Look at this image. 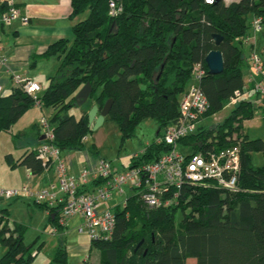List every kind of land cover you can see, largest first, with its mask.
<instances>
[{
  "label": "trees",
  "instance_id": "1",
  "mask_svg": "<svg viewBox=\"0 0 264 264\" xmlns=\"http://www.w3.org/2000/svg\"><path fill=\"white\" fill-rule=\"evenodd\" d=\"M71 6L70 18H83L73 27V39L60 38L45 52L46 57L59 59L55 73L49 76V85L36 94L15 88L0 95V134L13 133L15 124L34 107L51 110L49 116L42 117L53 138H42L45 125L39 118L34 124L35 143L17 158L7 154L10 165L25 166L34 175L51 167L55 170L54 161L39 157L40 147L50 143L59 148L61 155L88 150L94 157L110 161L115 172L127 169H119L101 155L96 143L88 140L92 131L88 111L93 104L101 110L110 98L113 104L105 121L117 123L123 142L135 136L144 119L153 118L158 123L156 138L142 153L132 156L128 168L155 161L170 149L158 139L178 121L181 98L195 83V65L201 63L206 73L196 83L209 107L201 116L198 131L181 138L178 144L194 152L238 144L239 191H226L213 182L186 183L181 190L172 187L173 192L180 191L175 198L179 204L151 208L140 192L132 189L124 204L110 205L116 216L113 235L90 240V247L100 251L98 264H187L189 258H195L196 264H264V164L253 163V153L264 152V139L251 138L244 126L259 108L264 109V97L254 92L255 99H242L229 116L212 127L204 123L223 111L236 91L244 92L262 79L254 75L250 59L254 50L264 65L257 48L262 30L256 34L255 43L247 44L246 38L253 33L254 17H262L264 22V0H217L212 4L205 0H71ZM213 34L223 37L220 44H216ZM245 45L250 48L249 56ZM214 49L221 50L225 59L219 74H210L205 61ZM87 82H91L92 93L76 116L75 96ZM56 180L57 174L49 182ZM103 181L99 178L80 185L78 191H92ZM27 183L35 187L29 181L0 188H22ZM17 200H28L47 211L50 226L57 225L58 234H63L67 225H59L60 205L24 196L0 197V201L7 202L0 210V244L4 250L0 264H35L36 254L25 242L26 224L9 223V205ZM179 211L182 215L177 224ZM52 263H68L63 237Z\"/></svg>",
  "mask_w": 264,
  "mask_h": 264
},
{
  "label": "built area",
  "instance_id": "2",
  "mask_svg": "<svg viewBox=\"0 0 264 264\" xmlns=\"http://www.w3.org/2000/svg\"><path fill=\"white\" fill-rule=\"evenodd\" d=\"M217 0H205L212 4ZM112 13H116L115 4L112 3ZM121 7L118 8V11ZM30 16L22 8L17 6L15 0H0V26L9 25L17 20L23 24H29ZM263 18L254 17L252 21L253 33L248 35L246 43H255L256 34L263 28ZM252 68L255 76H262L260 82L254 87L242 91H236L231 97L229 106H236L242 99L250 98L254 92L264 97V65L259 54L252 50L250 54ZM8 62V57L3 53V44L0 38V69ZM206 70L201 63L195 65V83L186 91L180 101V117L165 135L158 139L170 146L158 159L152 162L127 168L123 171H114L110 161L99 159L94 168H82L80 177L69 171V164L61 155L58 147L45 143L40 147L39 157L44 161H54L57 180L49 182L45 187L35 188L30 184H24L22 188H0V197L9 199L16 196H24L31 200L44 201L49 205H60L59 225L66 226L73 218H79L80 223L76 229L78 232H87L90 240L109 238L113 235L116 225V216L110 206H103L105 202L115 195L125 194L126 188L137 189L141 198L148 206L161 207L179 204L175 198L180 196V191L172 190V187H181L189 183L213 182L218 187L237 192L239 186V173L241 170V148L238 144L216 150L194 152L188 146L180 147L178 141L198 131L201 116L207 111L209 102L196 81H200ZM13 81L19 88L28 94H36L41 91L42 85L36 80L25 78L20 74H13ZM6 93L0 84V95ZM264 99V98H263ZM44 126L46 138H53L54 134L46 126L49 124L45 117L40 119ZM143 149L139 151L142 153ZM136 152L134 155H138ZM102 178L103 183L92 191L79 192L82 184H91L92 181ZM80 180V182H79ZM172 193L171 197L166 194ZM125 200L123 201L124 204ZM51 234H58L57 225L49 228Z\"/></svg>",
  "mask_w": 264,
  "mask_h": 264
},
{
  "label": "crops",
  "instance_id": "3",
  "mask_svg": "<svg viewBox=\"0 0 264 264\" xmlns=\"http://www.w3.org/2000/svg\"><path fill=\"white\" fill-rule=\"evenodd\" d=\"M15 2L17 6L22 8V10L30 16L31 19L29 24H23L22 22L17 20L9 25L0 26V38L3 44V53L8 57L7 64L3 65L0 69V84L4 87L6 93H10L16 87L13 81V74H20L25 78L38 81L39 83H41L42 88L45 89L49 85V76L55 73L59 65V59L57 57L54 56L48 58L44 55L45 52L54 41L60 38L73 39V27L77 21L83 18V16L77 17L75 19L70 18L72 10L71 0H15ZM262 56L264 57V53H262ZM249 73H251V67L246 72L247 78ZM33 109L40 110L42 114L36 116L33 115L35 119L34 122H32L33 124L31 122L29 123L28 132H31V130L33 132L35 130L34 124L38 122L39 118H41L42 116H49L51 113L50 109H43L40 107H34ZM31 110H29L25 115H28ZM25 115H23V117ZM23 128L24 127L13 133L17 137L27 139L26 145L27 148H30L36 141L35 136L37 132H35V136H30L29 133ZM8 154H12L13 157L17 158L22 154V152H17L16 155H14L13 153ZM62 156L69 164L70 173L76 175L77 177H80L82 168H94L99 161V158L94 157L88 150L68 151L62 153ZM2 171H4L3 175L5 172L8 175H13V181L11 182L0 180V186L3 187L20 186L23 183L29 181L32 182L35 187H41L47 184L50 180H54L56 178V171L52 167L47 169L41 175H34L25 166L13 167L12 165H10L8 160H6ZM8 175H4L7 180ZM22 205L24 204L20 203L19 200L14 201L13 203L11 202V204L9 205V215L12 216L15 210ZM107 205L108 202L105 203V206ZM6 206L7 203L5 207ZM33 206L37 209H40L42 213L44 212L42 214L43 217L41 218L40 223L35 226V230H37L38 232L44 230L45 232H47V234H51L49 232V214L47 213V211L39 208L36 204H33ZM33 209V207L31 209H28L26 216L23 218L14 217V221L17 222L21 220L22 223L31 222L32 218L30 217V215ZM72 221L77 222V225L80 223L79 218H73L71 222ZM70 224L71 223L69 222V225H67V227H69ZM68 230L69 228H66V231H64L63 234H52L59 235L57 236L59 238H65L66 248L69 255L68 262L69 257H84L83 263H89V251L91 248L90 244H82L80 242L75 243L74 241L68 243ZM76 232H78L77 229ZM58 243L59 240H57L56 246L53 248V250H51L53 255ZM42 246L43 244L39 246L37 252L35 253L36 255L34 254V260H36V258L38 257ZM3 251V247L0 244V256L3 254ZM98 262L99 260L97 259L95 264H98ZM34 263L38 264L37 262Z\"/></svg>",
  "mask_w": 264,
  "mask_h": 264
},
{
  "label": "rangeland",
  "instance_id": "4",
  "mask_svg": "<svg viewBox=\"0 0 264 264\" xmlns=\"http://www.w3.org/2000/svg\"><path fill=\"white\" fill-rule=\"evenodd\" d=\"M232 0H226V2H231ZM258 41H257V48L261 53H264V24L262 31L258 34ZM245 51L246 54L249 56L250 54V48L248 45H245ZM256 95L253 94L252 98L255 99ZM260 100V99H259ZM86 106V105H85ZM81 106H75L74 112L76 113V116H79V108ZM264 108V107H263ZM233 107L226 105L223 111L210 116L204 120V123L207 124L208 127H212L215 123L218 121L226 118L230 115V112L232 111ZM42 113L40 110H31L28 115H25L19 122H17L14 126V133L17 132L19 129H25L27 132L29 131L28 125L31 122H34V116L41 115ZM34 115V116H33ZM33 124V123H32ZM31 124V125H32ZM245 130L249 134L251 138H257L260 137L264 139V109L259 108L257 113L252 119H248L244 122ZM158 131V123L153 118H146L144 119L138 126L137 132L135 136L131 137L130 139H127L123 142L122 135L119 130V127L116 122L114 121H105L101 126H99L97 129H92V131L88 135V140L90 143H96L97 147L99 148L101 155L110 159L115 165L118 166L119 169L121 168H128L131 164V158L136 153L142 150L147 143L153 141L156 138ZM36 130L32 132H28L29 135L35 136ZM2 132L0 134V180L3 181H13L11 174H7L6 172L4 175H8L7 178L3 175L2 169L4 167V164L7 160V154L13 153L16 155L18 152H23L26 148V141L27 139L17 137L15 134ZM253 163L256 165H263L264 164V152H254L253 153ZM133 192L131 188H126L125 194L122 195H115L112 199L108 200V206L116 205L121 202H123L128 195H130ZM20 203H23L21 207L15 210V212L12 214V218L9 217V223L11 226H13L16 222L14 221V217H20L23 218L27 214V210L34 208L31 212L30 217L32 218L31 222H24L26 224V230H25V242L30 247V250L33 254H35L41 244L43 246L41 247V250L38 254V257L34 262H37L38 264H52V252L53 248L57 244V240L60 238L57 237L59 235H52L47 234L44 230H41L38 232L35 230V226L40 223L41 218L43 217V213L40 209H37L33 206V203H31L28 200H19ZM105 202V203H107ZM7 202L0 201V210L1 208L5 207ZM105 203L103 206H105ZM15 215V216H14ZM181 211L177 213V224L180 221L181 218ZM17 223H22L21 220L17 221ZM70 226L67 227L69 230L67 231V234L69 236V239H67L68 243L75 242V243H82V244H90V238L86 231L82 233L76 232V223L74 221H70ZM71 227V228H70ZM74 227V228H73ZM73 228V229H72ZM66 231V229L64 230ZM68 238V237H67ZM45 241V242H44ZM89 263L95 264L96 260H99L100 251L96 247H91L89 251ZM69 256V255H68ZM83 258H71L69 257V262L67 264H84ZM187 264H196L195 258H189Z\"/></svg>",
  "mask_w": 264,
  "mask_h": 264
},
{
  "label": "water",
  "instance_id": "5",
  "mask_svg": "<svg viewBox=\"0 0 264 264\" xmlns=\"http://www.w3.org/2000/svg\"><path fill=\"white\" fill-rule=\"evenodd\" d=\"M216 44H220L223 40V37L219 34H213ZM205 61L209 68L210 74H219L222 73L225 66V59L223 52L219 49L211 50L205 57ZM92 93L91 82H87L82 86L79 91L76 93V100L79 106H82L89 99ZM113 104V99L110 98L106 101L104 107L100 110L97 104H93L90 110L88 111L89 124L92 125V129H97L101 126L106 119V116L109 114ZM42 138H45V134L42 135Z\"/></svg>",
  "mask_w": 264,
  "mask_h": 264
}]
</instances>
